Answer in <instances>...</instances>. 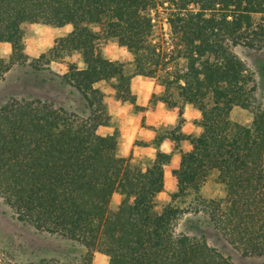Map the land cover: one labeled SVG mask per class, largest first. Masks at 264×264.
<instances>
[{
  "label": "trees",
  "instance_id": "obj_1",
  "mask_svg": "<svg viewBox=\"0 0 264 264\" xmlns=\"http://www.w3.org/2000/svg\"><path fill=\"white\" fill-rule=\"evenodd\" d=\"M158 1L0 0V44L13 48L0 57V85L17 64L41 70L71 52L83 60L61 76L79 94L80 111L40 98L0 105V198L19 222L82 245L87 264L95 251L108 264H236L204 236L178 231L187 213L207 215L243 256L264 257V107L254 73L233 50L264 48V0H161L171 49L157 38ZM34 24L72 29L29 62L23 38ZM110 38L132 55V74L102 53L100 41ZM135 75L157 77L170 109L190 104L200 114V133L172 170L168 203L158 195L172 153L132 167L117 137L101 132L110 114L98 85L113 81L118 99L134 101ZM237 106L254 113L250 125L234 121ZM210 181L222 190L213 198L202 195ZM115 194L121 201L111 208Z\"/></svg>",
  "mask_w": 264,
  "mask_h": 264
},
{
  "label": "rangeland",
  "instance_id": "obj_2",
  "mask_svg": "<svg viewBox=\"0 0 264 264\" xmlns=\"http://www.w3.org/2000/svg\"><path fill=\"white\" fill-rule=\"evenodd\" d=\"M169 11L168 3L159 0L151 13L156 19L157 38L166 42V46L171 49L170 27L166 31L164 26ZM71 29L69 25L29 26L23 38L28 61L33 62L48 53L55 41ZM99 46L106 57L123 62L127 73H133L132 55L115 39H102ZM233 50L254 73L258 104L264 107V48L235 46ZM12 52L11 44H0V57L9 59ZM68 64L83 67L81 54L71 52L58 57L51 56L50 63L41 70L34 69L31 65H15L0 85V105L13 97L40 98L57 106L80 111L79 94L71 86L62 83L61 76L67 70ZM98 87L105 93L110 114L109 123L101 128V132L117 137L119 156L125 158L132 167L145 169L155 160L158 151L172 153V162L166 167L165 190L158 195L160 203L170 202L172 170L178 166L182 152L189 149V138L201 131L198 110L190 104H180L177 108L170 109L160 100L164 88L157 77L135 75L132 78L134 101L118 99L113 81L101 82ZM232 117L238 123L250 125L254 113L237 106L233 109ZM160 138L165 139L159 144ZM173 147L178 150L174 151ZM221 193V188L213 181L208 182L202 189V195L207 198ZM120 201L121 197L115 194L110 207L116 208ZM178 231L192 236H204L211 246L218 248L236 264H264V257H245L227 244L203 213H187L180 221ZM86 254V249L78 243L38 232L32 226L19 222L0 198V264H31L41 261L47 264H87ZM89 264H108V257L95 251Z\"/></svg>",
  "mask_w": 264,
  "mask_h": 264
},
{
  "label": "built area",
  "instance_id": "obj_3",
  "mask_svg": "<svg viewBox=\"0 0 264 264\" xmlns=\"http://www.w3.org/2000/svg\"><path fill=\"white\" fill-rule=\"evenodd\" d=\"M153 16V15H152ZM153 22L154 23H156V19H155V17L153 16ZM164 26H165V30L166 31H168V26H169V23H168V18H167V20L164 22Z\"/></svg>",
  "mask_w": 264,
  "mask_h": 264
},
{
  "label": "crops",
  "instance_id": "obj_4",
  "mask_svg": "<svg viewBox=\"0 0 264 264\" xmlns=\"http://www.w3.org/2000/svg\"><path fill=\"white\" fill-rule=\"evenodd\" d=\"M200 115V114H199ZM190 148V147H189ZM179 165V164H178ZM171 176H172V173H171ZM172 180H173V177H172ZM173 187H174V182H173ZM173 189V188H172Z\"/></svg>",
  "mask_w": 264,
  "mask_h": 264
}]
</instances>
